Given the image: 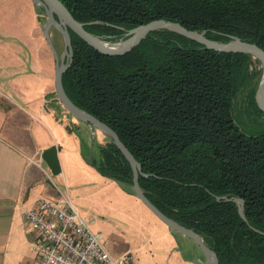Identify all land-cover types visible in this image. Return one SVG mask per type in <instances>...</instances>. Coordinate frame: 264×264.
<instances>
[{
    "label": "trees",
    "instance_id": "obj_1",
    "mask_svg": "<svg viewBox=\"0 0 264 264\" xmlns=\"http://www.w3.org/2000/svg\"><path fill=\"white\" fill-rule=\"evenodd\" d=\"M60 1L86 30L110 40L163 18L264 50V0ZM68 30L72 59L63 88L115 130L141 165L146 197L198 233L219 264H264V129L245 132L233 113L259 60L167 28L149 31L125 52L105 54ZM249 100L260 110L252 92ZM89 161L134 193L129 161L111 138L98 143ZM233 196L243 199L245 219Z\"/></svg>",
    "mask_w": 264,
    "mask_h": 264
},
{
    "label": "rangeland",
    "instance_id": "obj_2",
    "mask_svg": "<svg viewBox=\"0 0 264 264\" xmlns=\"http://www.w3.org/2000/svg\"><path fill=\"white\" fill-rule=\"evenodd\" d=\"M6 2L7 12L14 15L22 12L27 18L29 30L35 25L39 29L43 27L47 17L33 0ZM50 31L57 36L54 47L60 54L63 50L62 36L51 26L50 39ZM255 69V77L237 94L233 107L236 122L250 134L264 129V113L249 100V92L255 94L263 73L260 61ZM59 106V109L50 107L51 119L39 116L44 122V127L39 125V135L48 138L52 135L61 167L58 174H53L44 163L52 193L55 194L58 188L67 192L79 212L91 219L90 228L101 232L106 247L113 254L129 250L136 264H212L207 262L205 253L190 236L170 227L137 195L119 181L101 174L90 163L92 157L98 156V143L105 142L108 136Z\"/></svg>",
    "mask_w": 264,
    "mask_h": 264
},
{
    "label": "crops",
    "instance_id": "obj_3",
    "mask_svg": "<svg viewBox=\"0 0 264 264\" xmlns=\"http://www.w3.org/2000/svg\"><path fill=\"white\" fill-rule=\"evenodd\" d=\"M6 5L0 0V264H25L34 260V232L24 211L36 198L53 195L40 157L53 137H40L39 116L51 119L50 107L61 103L42 27L29 30L22 12H7ZM51 39L55 46L57 36Z\"/></svg>",
    "mask_w": 264,
    "mask_h": 264
},
{
    "label": "water",
    "instance_id": "obj_4",
    "mask_svg": "<svg viewBox=\"0 0 264 264\" xmlns=\"http://www.w3.org/2000/svg\"><path fill=\"white\" fill-rule=\"evenodd\" d=\"M33 2L35 5L40 6L43 9L47 17L46 21L43 23L42 30L54 55V91L63 108L68 110L77 118L87 122L91 127L98 128L101 132L105 133L109 138H111L115 145L129 161L132 169L131 186L133 188L134 194L137 195V197L166 224L190 236L205 253L207 262L219 264L215 251L204 243L198 233L164 214L146 197L138 182V175L139 173H142L141 165L125 146V144L120 140L115 130L93 114L76 105L66 94L62 84V72L69 66L72 59V46L68 28H71L88 44L105 54H118L125 52L136 45L149 31L158 28H167L173 30L214 50L247 52L253 57L257 58L263 66V73L254 94L255 101L263 112L264 50L255 42L242 40L237 36H231L225 41L217 40L207 37L204 30L189 29L176 20H167L163 18H156L145 23L138 24L129 28L125 32V37L119 38L117 40H110L102 35H97L86 30L84 28L83 22L75 19L69 9L60 0H33ZM51 26H54L60 32L63 39V50L60 54L57 52L49 36V28ZM40 157L53 174H58L61 171L56 144H51L43 148L40 152ZM232 198L240 203L238 210L242 218L245 219L244 213L242 211L243 199L236 196H233Z\"/></svg>",
    "mask_w": 264,
    "mask_h": 264
},
{
    "label": "built area",
    "instance_id": "obj_5",
    "mask_svg": "<svg viewBox=\"0 0 264 264\" xmlns=\"http://www.w3.org/2000/svg\"><path fill=\"white\" fill-rule=\"evenodd\" d=\"M24 218L34 232V260L25 264H136L129 250L111 253L101 232L90 228L89 216L59 188L53 195L36 198Z\"/></svg>",
    "mask_w": 264,
    "mask_h": 264
}]
</instances>
